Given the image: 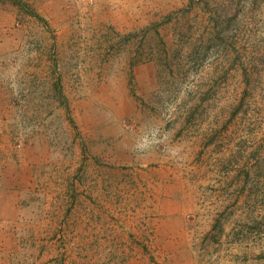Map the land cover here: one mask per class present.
I'll return each mask as SVG.
<instances>
[{
	"label": "rangeland",
	"instance_id": "374dc122",
	"mask_svg": "<svg viewBox=\"0 0 264 264\" xmlns=\"http://www.w3.org/2000/svg\"><path fill=\"white\" fill-rule=\"evenodd\" d=\"M5 171L0 264H264V0H0Z\"/></svg>",
	"mask_w": 264,
	"mask_h": 264
},
{
	"label": "crops",
	"instance_id": "0c3cea01",
	"mask_svg": "<svg viewBox=\"0 0 264 264\" xmlns=\"http://www.w3.org/2000/svg\"><path fill=\"white\" fill-rule=\"evenodd\" d=\"M14 173L16 174H20L18 171H13ZM1 177H2V181L7 183L8 182H12L14 178L16 177H10L9 175H7V172L5 171L3 174H0ZM1 190L0 191V211L3 213V198L1 197V195L5 198L7 196V194H15V195H18L19 193H21V191H4L3 190V187L1 186ZM12 196V195H11ZM10 204H12L10 207H13V201L10 202Z\"/></svg>",
	"mask_w": 264,
	"mask_h": 264
}]
</instances>
